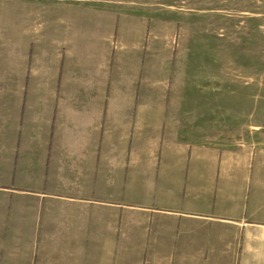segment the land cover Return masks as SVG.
Returning a JSON list of instances; mask_svg holds the SVG:
<instances>
[{
	"label": "crops",
	"instance_id": "obj_1",
	"mask_svg": "<svg viewBox=\"0 0 264 264\" xmlns=\"http://www.w3.org/2000/svg\"><path fill=\"white\" fill-rule=\"evenodd\" d=\"M136 3L0 41V264H264V140L186 118Z\"/></svg>",
	"mask_w": 264,
	"mask_h": 264
},
{
	"label": "rangeland",
	"instance_id": "obj_2",
	"mask_svg": "<svg viewBox=\"0 0 264 264\" xmlns=\"http://www.w3.org/2000/svg\"><path fill=\"white\" fill-rule=\"evenodd\" d=\"M138 1L147 0H0V41L29 42L31 30L55 22L60 28L74 23L79 44H86L96 20L85 12H78L76 20L72 12L86 5L110 4L112 9L139 14ZM151 1L153 5L158 1L159 18H171L159 25V74L168 78L169 89L165 93L175 99L184 95L179 107L190 110L186 118L196 128L206 120L208 128L223 124L224 133L237 129L256 141L264 140V0ZM148 10L142 17L135 14L138 17L125 20L126 26L145 18L150 27L156 12L151 6ZM120 21L112 20V25L119 26ZM167 25L168 36L163 35ZM123 39L128 43L130 36Z\"/></svg>",
	"mask_w": 264,
	"mask_h": 264
}]
</instances>
